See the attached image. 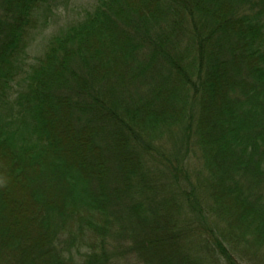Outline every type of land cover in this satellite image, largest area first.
<instances>
[{"label":"trees","instance_id":"obj_1","mask_svg":"<svg viewBox=\"0 0 264 264\" xmlns=\"http://www.w3.org/2000/svg\"><path fill=\"white\" fill-rule=\"evenodd\" d=\"M0 0V264H264V0Z\"/></svg>","mask_w":264,"mask_h":264},{"label":"rangeland","instance_id":"obj_2","mask_svg":"<svg viewBox=\"0 0 264 264\" xmlns=\"http://www.w3.org/2000/svg\"><path fill=\"white\" fill-rule=\"evenodd\" d=\"M94 3L95 0H64V3L59 5V11H56V15L51 18L48 28L39 36L35 46L38 44L40 46L44 45L48 37L53 33L83 17Z\"/></svg>","mask_w":264,"mask_h":264}]
</instances>
